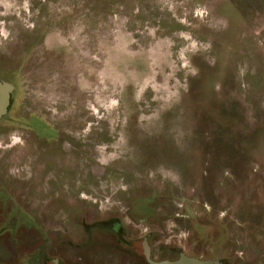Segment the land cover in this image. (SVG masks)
<instances>
[{
	"label": "rangeland",
	"instance_id": "rangeland-1",
	"mask_svg": "<svg viewBox=\"0 0 264 264\" xmlns=\"http://www.w3.org/2000/svg\"><path fill=\"white\" fill-rule=\"evenodd\" d=\"M0 79V264L264 253V0H0Z\"/></svg>",
	"mask_w": 264,
	"mask_h": 264
},
{
	"label": "flooded vegetation",
	"instance_id": "flooded-vegetation-1",
	"mask_svg": "<svg viewBox=\"0 0 264 264\" xmlns=\"http://www.w3.org/2000/svg\"><path fill=\"white\" fill-rule=\"evenodd\" d=\"M125 241L126 245H128L127 248L129 252H127V256L124 259H120V264H159L164 261L174 262L181 259L182 256H185L189 259H196L198 261H207V264H264V259L259 257L260 255H264L263 252L246 253L244 251H236V254H239V256H236L234 253L232 256L226 258L217 257L212 259H205L199 257L196 254L181 250L177 251L176 249H172L169 253H163L160 250L155 253V249L151 245L149 236H144L141 240L126 238ZM185 264H198V262L187 261Z\"/></svg>",
	"mask_w": 264,
	"mask_h": 264
},
{
	"label": "water",
	"instance_id": "water-1",
	"mask_svg": "<svg viewBox=\"0 0 264 264\" xmlns=\"http://www.w3.org/2000/svg\"><path fill=\"white\" fill-rule=\"evenodd\" d=\"M14 89V85L0 79V119L3 118L8 114L10 105H11V98L12 92ZM187 261H196L198 264H207V261H198L196 259H189L185 256H182L181 259L176 260L174 262L171 261H164L159 264H185Z\"/></svg>",
	"mask_w": 264,
	"mask_h": 264
}]
</instances>
